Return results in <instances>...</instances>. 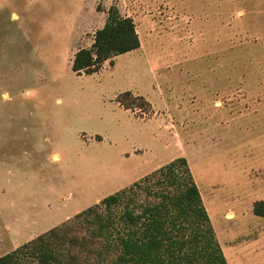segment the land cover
<instances>
[{
    "label": "rangeland",
    "instance_id": "1",
    "mask_svg": "<svg viewBox=\"0 0 264 264\" xmlns=\"http://www.w3.org/2000/svg\"><path fill=\"white\" fill-rule=\"evenodd\" d=\"M112 7L140 49L76 75ZM181 157L227 263L264 264V0H0V258Z\"/></svg>",
    "mask_w": 264,
    "mask_h": 264
},
{
    "label": "trees",
    "instance_id": "2",
    "mask_svg": "<svg viewBox=\"0 0 264 264\" xmlns=\"http://www.w3.org/2000/svg\"><path fill=\"white\" fill-rule=\"evenodd\" d=\"M140 47L132 18L122 17L112 7L92 46L75 54L72 71L92 75L106 61ZM119 102L126 109L135 102L149 107L145 98L130 92L121 94ZM253 213L264 218V200L255 202ZM74 226L86 229L90 239L71 236ZM61 245L88 247L87 252L98 259L85 264H228L184 157L104 198L77 214L73 222L4 255L0 264L16 263L21 253L34 257L37 264H76L78 257L73 263L61 259Z\"/></svg>",
    "mask_w": 264,
    "mask_h": 264
},
{
    "label": "crops",
    "instance_id": "3",
    "mask_svg": "<svg viewBox=\"0 0 264 264\" xmlns=\"http://www.w3.org/2000/svg\"><path fill=\"white\" fill-rule=\"evenodd\" d=\"M14 17L16 18L17 16L14 14ZM76 53H77V52H76ZM76 53H75V54H76ZM74 56H75V55H74ZM73 58H74V57H73ZM72 61H73V60H72Z\"/></svg>",
    "mask_w": 264,
    "mask_h": 264
},
{
    "label": "clouds",
    "instance_id": "4",
    "mask_svg": "<svg viewBox=\"0 0 264 264\" xmlns=\"http://www.w3.org/2000/svg\"><path fill=\"white\" fill-rule=\"evenodd\" d=\"M53 159H56V157H53Z\"/></svg>",
    "mask_w": 264,
    "mask_h": 264
}]
</instances>
